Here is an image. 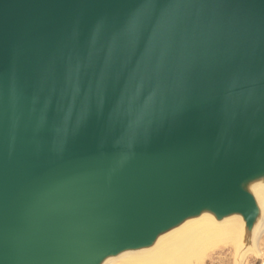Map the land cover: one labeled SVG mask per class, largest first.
Returning a JSON list of instances; mask_svg holds the SVG:
<instances>
[{
    "label": "water",
    "instance_id": "1",
    "mask_svg": "<svg viewBox=\"0 0 264 264\" xmlns=\"http://www.w3.org/2000/svg\"><path fill=\"white\" fill-rule=\"evenodd\" d=\"M264 185V0H0V264H104Z\"/></svg>",
    "mask_w": 264,
    "mask_h": 264
},
{
    "label": "bare ground",
    "instance_id": "2",
    "mask_svg": "<svg viewBox=\"0 0 264 264\" xmlns=\"http://www.w3.org/2000/svg\"><path fill=\"white\" fill-rule=\"evenodd\" d=\"M254 193L261 216L249 238L244 237L243 224L238 217L217 222L210 216H201L160 237L149 249L126 252L104 264H183L201 241L227 234L235 238L236 264H243L248 255H260L259 240L264 232V185L256 186Z\"/></svg>",
    "mask_w": 264,
    "mask_h": 264
},
{
    "label": "rangeland",
    "instance_id": "3",
    "mask_svg": "<svg viewBox=\"0 0 264 264\" xmlns=\"http://www.w3.org/2000/svg\"><path fill=\"white\" fill-rule=\"evenodd\" d=\"M236 242L233 235L215 236L201 241L183 264H236ZM259 256L248 255L243 264H264V232L259 240Z\"/></svg>",
    "mask_w": 264,
    "mask_h": 264
}]
</instances>
